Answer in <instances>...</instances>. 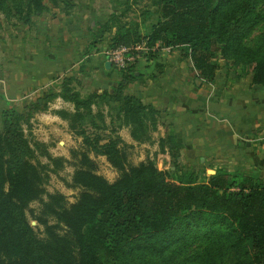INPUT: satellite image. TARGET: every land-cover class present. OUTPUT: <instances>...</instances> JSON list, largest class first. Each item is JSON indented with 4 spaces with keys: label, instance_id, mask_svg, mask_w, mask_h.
Here are the masks:
<instances>
[{
    "label": "trees",
    "instance_id": "obj_1",
    "mask_svg": "<svg viewBox=\"0 0 264 264\" xmlns=\"http://www.w3.org/2000/svg\"><path fill=\"white\" fill-rule=\"evenodd\" d=\"M50 3L60 7L58 0ZM156 5L159 17L146 36L123 23L125 12L99 24L100 35L117 28L110 48L145 42L151 49L159 43L180 49L197 77L210 84L223 58L251 74L253 85L264 86V0H157ZM48 10L44 0H0L7 22L15 18L28 25ZM161 48L150 51L148 61L157 59ZM135 67L119 72L121 82L112 93L82 97L72 76L22 107L7 103L0 130V264H264V181L251 171L218 168L207 175L205 165L185 169L172 133L159 141L158 152L169 154L174 170L161 171L157 153L129 164L125 148L132 146L120 132L129 128L136 142H151L159 117L125 92L140 79ZM57 99L73 105V112L55 113L86 149L71 184L81 192L71 205L45 186L67 161L52 157L31 134L32 120ZM90 152L118 171L115 182L96 173ZM34 202L41 203L38 214L30 208ZM28 212L44 227V238L31 226Z\"/></svg>",
    "mask_w": 264,
    "mask_h": 264
},
{
    "label": "crops",
    "instance_id": "obj_2",
    "mask_svg": "<svg viewBox=\"0 0 264 264\" xmlns=\"http://www.w3.org/2000/svg\"><path fill=\"white\" fill-rule=\"evenodd\" d=\"M67 17L47 15L33 20L18 29L22 34L11 35V44L0 36V50L7 60L0 68L6 71L7 79L2 81L5 96H40L62 74L75 76L91 93L114 91L121 77L109 67L104 52L117 28L100 35L102 42L93 45V54L85 58L87 73L75 75L71 61L83 48L84 26L75 14ZM3 26L11 29L4 22ZM240 71L232 77L219 70L210 84L197 77L191 60L180 49H160L157 59H142L135 67L140 79L128 84L125 92L159 112L157 130L152 132L151 142L138 143L125 128L122 131L127 137L120 132L124 142L159 151V141L172 133L181 145L179 162L187 155L193 165L197 158L207 169L218 163L211 174L223 167L231 171L244 168L264 181V86L253 85L252 75Z\"/></svg>",
    "mask_w": 264,
    "mask_h": 264
},
{
    "label": "rangeland",
    "instance_id": "obj_3",
    "mask_svg": "<svg viewBox=\"0 0 264 264\" xmlns=\"http://www.w3.org/2000/svg\"><path fill=\"white\" fill-rule=\"evenodd\" d=\"M58 2L60 3V7L52 8L50 0H44V3L49 10L46 14L44 13L43 16L47 18L48 15V17L56 19L55 17L58 18L60 14H66V16H68V20L71 15L75 14L78 20L81 19L84 26V31L81 34L84 45L82 49L79 48L77 50L71 61V63L76 66L73 72H75V75L78 73L81 76L87 73L88 67L85 63L87 59L85 58L93 54V50L96 48L93 47V45L95 46L97 43L102 42L98 28V24L100 22L109 20L113 15L121 16V14H124L123 12H125V16H122L123 23H128L129 26L135 28L141 36H146L151 31L152 25L157 22L159 17V10L156 5L157 0H58ZM69 6H72L69 12L65 13L62 11L63 8H69ZM43 16H35L31 21L41 20ZM3 22L10 26L11 29L5 30ZM22 26L24 25L19 23L17 19L12 18L10 22H7L3 19V16L0 15V36L6 38L8 44H11V35L17 36L18 34H22L21 30H18L22 28ZM8 31H11L10 34ZM259 33L260 29L254 33L253 39H255ZM149 56V54L145 55L144 59L149 58ZM6 63L7 60H4L3 53L0 50V68L1 66H6ZM219 70L225 71L224 73H230L232 77H237L236 71L241 72L240 70H242L244 72L243 74H245L242 67L235 68L230 64L226 65L223 58L220 60ZM5 73L6 71H4L3 68L0 69V93L2 94L4 88L2 81L7 79ZM60 76L61 78H59L54 86L60 85L64 78H66L64 74ZM69 76L72 77L71 75ZM72 86L81 93L82 97H86L91 93L90 90L79 83L73 82ZM35 97L37 96H5L6 100L0 101V130H3L2 112L8 108V102L15 107H22L24 103L30 102ZM61 100L62 99H57L51 103L48 112L40 113L35 116L32 120L33 127L31 134L34 141L43 143L47 146L52 157L64 158L67 161L60 170L56 173H51L45 186L47 192L50 194L60 193L64 195L68 205H71L77 201L81 192L79 188L71 187V184L74 172L78 168V164L80 162V152L86 151V149L83 146L82 138L76 136L70 130L69 123L56 115L55 112L61 110L73 112V105ZM83 126L89 130L90 133L92 132L90 129V121L84 122ZM24 128L26 129V126H24ZM26 133L29 136V131H27V129ZM121 134L123 138L127 137L125 131H122ZM125 151L127 152L128 161L131 165H138L149 158L151 154L154 153L155 155L157 153L156 162L158 163L161 171H168L170 168L174 170L171 157L158 152V149L153 147L146 148L137 145L125 148ZM88 155L96 163V173L98 175L103 176L111 183L118 179V171L109 164L105 157L95 156V154L91 152L88 153ZM184 158L185 159L181 163L185 169H191L194 167L197 170H204V167L200 164V161L197 158L193 159V162L195 163L194 165L189 161L187 155H185ZM39 159L42 164L49 163V161L44 157H39ZM218 166H220L218 163H212L210 168H205V172L207 175H210L211 171L214 170L213 167ZM51 167L54 168V166ZM44 199L47 200V197L45 196ZM30 208L38 214L40 212L41 203L34 202L31 204ZM28 217L31 226L34 228L38 236L40 238H44V227L39 225V223L33 219L31 212H28Z\"/></svg>",
    "mask_w": 264,
    "mask_h": 264
},
{
    "label": "built area",
    "instance_id": "obj_4",
    "mask_svg": "<svg viewBox=\"0 0 264 264\" xmlns=\"http://www.w3.org/2000/svg\"><path fill=\"white\" fill-rule=\"evenodd\" d=\"M161 48L160 43L154 48H149L145 42L132 46H118L109 48L104 52L107 61L111 63L117 71L127 70L131 66H136L144 56L150 51H156ZM170 51L171 48H161Z\"/></svg>",
    "mask_w": 264,
    "mask_h": 264
},
{
    "label": "water",
    "instance_id": "obj_5",
    "mask_svg": "<svg viewBox=\"0 0 264 264\" xmlns=\"http://www.w3.org/2000/svg\"><path fill=\"white\" fill-rule=\"evenodd\" d=\"M108 65H109V67H111L112 65H111V63L110 62H108ZM181 159H179V161H180ZM174 169V168H173Z\"/></svg>",
    "mask_w": 264,
    "mask_h": 264
}]
</instances>
